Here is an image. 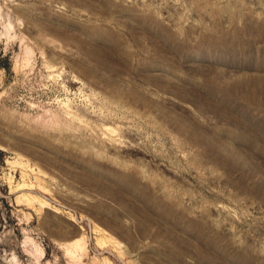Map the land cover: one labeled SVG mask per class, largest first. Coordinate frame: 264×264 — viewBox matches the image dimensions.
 I'll return each mask as SVG.
<instances>
[{
  "label": "rangeland",
  "instance_id": "1",
  "mask_svg": "<svg viewBox=\"0 0 264 264\" xmlns=\"http://www.w3.org/2000/svg\"><path fill=\"white\" fill-rule=\"evenodd\" d=\"M0 264H264V0H0Z\"/></svg>",
  "mask_w": 264,
  "mask_h": 264
}]
</instances>
